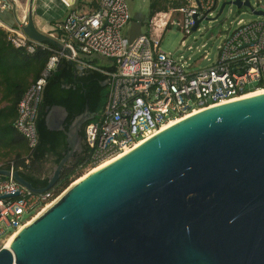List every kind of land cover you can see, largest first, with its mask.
Masks as SVG:
<instances>
[{
	"label": "water",
	"instance_id": "water-1",
	"mask_svg": "<svg viewBox=\"0 0 264 264\" xmlns=\"http://www.w3.org/2000/svg\"><path fill=\"white\" fill-rule=\"evenodd\" d=\"M32 4L23 32L55 43L36 27ZM225 4L250 6L222 2L217 15ZM140 31L132 24L128 42ZM66 116L60 105L45 116L67 144L45 187L16 169L0 175L50 190L79 149L88 106L67 126ZM0 264H264V93L182 117L69 184L0 248Z\"/></svg>",
	"mask_w": 264,
	"mask_h": 264
},
{
	"label": "built area",
	"instance_id": "built-area-1",
	"mask_svg": "<svg viewBox=\"0 0 264 264\" xmlns=\"http://www.w3.org/2000/svg\"><path fill=\"white\" fill-rule=\"evenodd\" d=\"M218 4L219 0H183L177 7L154 13L145 32L140 31L131 42L125 41L121 33L131 19L126 0H97L89 12L69 9L60 23L66 37L62 47L29 38L21 28L26 19L17 28H6L0 22L14 47L30 54L37 49L50 51L39 76L30 82L17 103L13 128L24 137L31 151L37 144L36 118L42 92L62 58L99 70L105 75L107 86L99 119L84 129L90 155L80 166L83 174L131 149L171 119L264 88V15H259V21L239 20L217 46L212 60L202 56L209 61L204 67L160 49L162 34L173 24L174 17L188 34L195 25L199 29L201 19H210ZM5 7L0 2V9ZM80 53L99 54L114 59V63L109 68L96 66L81 60ZM9 169H14L12 163ZM15 190L19 191L17 196L0 197V248L11 234L59 196L53 190L31 191L12 177L0 180V195Z\"/></svg>",
	"mask_w": 264,
	"mask_h": 264
},
{
	"label": "trees",
	"instance_id": "trees-1",
	"mask_svg": "<svg viewBox=\"0 0 264 264\" xmlns=\"http://www.w3.org/2000/svg\"><path fill=\"white\" fill-rule=\"evenodd\" d=\"M182 2L183 0H150L148 16L165 11L170 6L177 7ZM48 44L56 47L54 43ZM49 55L50 51L47 50L37 49L30 54L14 47L7 39L6 31L0 28V167L9 168L12 163L13 168L34 187H45L53 166L67 151L65 134L51 130L46 125L48 110L53 105L64 107L67 126L88 106V117L79 128V149L63 166L50 189L57 195L79 177L77 171L90 155V148L84 141V129L88 123L99 119L106 101L107 86L105 75L99 70L89 67L77 70L72 61L60 59L46 80L36 118L37 144L29 151L24 137L13 128V121L21 95L30 82L39 76ZM50 163L51 167L48 168L47 164ZM3 178L5 177L0 175V180Z\"/></svg>",
	"mask_w": 264,
	"mask_h": 264
},
{
	"label": "rangeland",
	"instance_id": "rangeland-1",
	"mask_svg": "<svg viewBox=\"0 0 264 264\" xmlns=\"http://www.w3.org/2000/svg\"><path fill=\"white\" fill-rule=\"evenodd\" d=\"M23 1V0H22ZM26 1V0H24ZM130 12V21L121 28V33L125 41L131 31L132 24L136 29L145 32V23L149 20V4L150 0H126ZM230 0H219L217 8L209 16L210 19H201L199 23V29L191 30L190 33H184L181 28L176 24L177 18H173V24H171L165 32L162 34L159 47L166 53L172 56L182 55L183 58H189V62L195 66L204 67L209 64L206 58L202 59V56L206 55L211 60L214 58L217 52V46L222 42L225 36L237 26V22L259 21L261 16L254 14L251 8L264 11V0H249L250 6H236L235 4H225L222 11L217 15L219 7L222 2ZM137 19L142 22V25L136 24ZM181 41H184L181 44ZM190 46L191 49H188ZM79 57L85 61L90 62L96 66L109 67L113 65L114 59L108 58L99 54L91 53L89 55L79 54ZM47 167H51V163L47 164ZM82 169L79 168L77 173L82 176ZM85 175V174H84ZM75 180V179H74ZM72 181L71 183H73ZM70 183V184H71ZM63 190L59 193V195ZM28 215H24L27 218Z\"/></svg>",
	"mask_w": 264,
	"mask_h": 264
},
{
	"label": "crops",
	"instance_id": "crops-1",
	"mask_svg": "<svg viewBox=\"0 0 264 264\" xmlns=\"http://www.w3.org/2000/svg\"><path fill=\"white\" fill-rule=\"evenodd\" d=\"M0 2L6 5L4 9H0L1 24L6 28L19 27L26 19L28 0H18L19 5L16 8L12 0H0ZM96 3L97 0H33V20L36 27L52 37L55 46L59 47L66 41V37L60 28V23L68 10L74 9L80 12H89L96 7ZM72 62L76 65L77 70L83 67L78 62Z\"/></svg>",
	"mask_w": 264,
	"mask_h": 264
},
{
	"label": "bare ground",
	"instance_id": "bare-ground-1",
	"mask_svg": "<svg viewBox=\"0 0 264 264\" xmlns=\"http://www.w3.org/2000/svg\"><path fill=\"white\" fill-rule=\"evenodd\" d=\"M12 1L15 3V8H16V6L19 5L18 0H12ZM260 93H264V88L254 90V91H252V92L246 94V95L243 96V97L252 96V95H257V94H260ZM198 111H199V110H198ZM195 112H197V111H195ZM195 112H193V113H195ZM191 114H192V113H191ZM188 115H190V114H188ZM180 119H181V118H179V119H178V118H177V119H171L169 122L165 123V124L162 126V128H165V127H167L168 125H170V124H172V123H174V122H176V121H178V120H180ZM126 151H127V150H126ZM116 157H117V156H116ZM116 157H114V158H110V159H107V160H106L103 164H101L100 166L105 165L106 163L110 162L111 160L115 159ZM100 166H98V167H100ZM98 167H95V168H93V169H90L88 172H85L84 174L87 175L88 173H90L91 171L97 169ZM84 174H83L82 176H79V177L75 178V180H74L73 183H75L76 181H78L79 179H81L82 177H84V176H85ZM71 184H72V183H71ZM44 209H45V208H44ZM44 209H43V210H44ZM43 210H42V211H43ZM42 211H40L38 214H35V216H33L28 222H26V224L29 223L30 221H32L35 217H37V215H39ZM26 224H25V225H26ZM17 232H18V230H17L16 232H14L13 234L10 235V237L7 239L5 245H8V243H10V241H11V240L13 239V237L17 234Z\"/></svg>",
	"mask_w": 264,
	"mask_h": 264
},
{
	"label": "flooded vegetation",
	"instance_id": "flooded-vegetation-1",
	"mask_svg": "<svg viewBox=\"0 0 264 264\" xmlns=\"http://www.w3.org/2000/svg\"><path fill=\"white\" fill-rule=\"evenodd\" d=\"M141 22V21H140Z\"/></svg>",
	"mask_w": 264,
	"mask_h": 264
}]
</instances>
